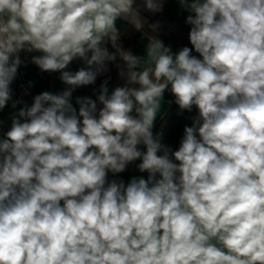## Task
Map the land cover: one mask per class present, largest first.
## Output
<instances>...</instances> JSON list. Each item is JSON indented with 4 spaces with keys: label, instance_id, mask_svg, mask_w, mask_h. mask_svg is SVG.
I'll list each match as a JSON object with an SVG mask.
<instances>
[{
    "label": "clouds",
    "instance_id": "clouds-1",
    "mask_svg": "<svg viewBox=\"0 0 264 264\" xmlns=\"http://www.w3.org/2000/svg\"><path fill=\"white\" fill-rule=\"evenodd\" d=\"M178 3L191 47L151 24L140 56L117 23L143 32L137 0H0V110L21 52L65 85L0 137V264H264V0ZM118 58L123 85L74 107ZM166 91L197 113L177 150L153 131ZM137 160L146 179L109 180Z\"/></svg>",
    "mask_w": 264,
    "mask_h": 264
},
{
    "label": "crops",
    "instance_id": "crops-1",
    "mask_svg": "<svg viewBox=\"0 0 264 264\" xmlns=\"http://www.w3.org/2000/svg\"><path fill=\"white\" fill-rule=\"evenodd\" d=\"M137 2L141 4V15L146 19V24L143 32H141L124 21L117 22L122 33L121 43L124 49L131 50L135 55H145L147 37L153 34L148 25L157 23L159 27L155 35L162 39L166 45L170 44L173 52L184 46L191 47L188 40L190 25L186 23V18L190 13L181 7L178 0H164L162 11L156 13L143 10L142 0H137ZM108 47L110 51H114V49H111L110 44ZM193 54L198 55L195 52ZM34 55H40V53H20V58L24 63L19 67L17 77L11 88L13 101L18 100L21 103L14 109L12 101H9L8 105L3 110H0V121H2V124H0V137L9 130L11 114L18 111L19 107L23 106V104L30 106L33 97L44 91L58 93L65 88V85L59 79V73L42 72L36 65L31 63V57ZM117 63H122L119 58L116 62L108 64L109 70L98 76L93 85L77 88L73 92L72 102L74 107L78 109V105L75 104V97L77 96H88L95 99L101 84L106 80L108 81L110 92L115 87L123 85L124 81L118 76ZM83 66V61L75 60L69 65V70L76 71ZM174 99L170 92H165L162 111L155 121L153 131L154 133L163 132L162 143L170 146L173 150H177L184 134V127L191 126L192 117L197 113L195 108L192 112L185 111L181 113L178 105L174 103ZM169 101L173 102L168 103ZM139 162L137 160L129 164L124 172L115 176L109 173V180H123L127 183L131 178L137 176H143L146 179L147 173H140L136 167Z\"/></svg>",
    "mask_w": 264,
    "mask_h": 264
}]
</instances>
